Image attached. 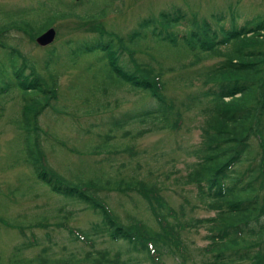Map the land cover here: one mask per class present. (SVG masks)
<instances>
[{"label":"trees","instance_id":"1","mask_svg":"<svg viewBox=\"0 0 264 264\" xmlns=\"http://www.w3.org/2000/svg\"><path fill=\"white\" fill-rule=\"evenodd\" d=\"M82 2L86 1L61 0L60 8L51 3L42 15L27 12V17L21 15L19 18L20 13L12 17L11 22L7 21L5 26L0 25V32L21 27L20 22L23 20L24 28L36 40L37 36L54 26L57 18L76 16L85 24L97 19L98 8L87 13L77 9L78 3ZM34 15L35 20H26ZM214 16L216 15L212 17ZM214 18L222 20L220 15ZM181 23L186 26V30L179 35L173 28ZM139 27L142 29H135L124 38L102 26H89V31L97 32L99 38L80 46L79 50L84 55L80 53L77 58L83 57L81 61L89 57L97 59L104 80L101 82L97 77L86 78L84 85L81 84L85 87L84 94L72 93L70 97L81 99V104L85 106L83 112L90 114L103 108L102 102L96 99L97 93H102L103 90L105 93L109 86L115 84L123 85L129 90L141 91L142 102L139 100V103L142 107L130 109L123 114L119 118L121 120H117L118 123L113 126L114 130L122 128L124 124L152 119L160 120L164 127L177 132L183 121L181 106L187 104L181 102L176 106L166 94L162 71L156 72L152 65L139 63L133 56L131 62L134 66L128 69L125 63H119L118 53H135L137 49L140 50L141 45L146 46L143 43L148 41L144 42L143 39L150 38L149 41L168 45L175 51V59L180 64L189 55L193 56L191 65H196L209 54L220 55L222 59L217 63L187 70L190 76H186L185 72H180L177 76L178 81L184 84L183 87L198 79L203 84L202 87L206 88L187 97L191 103L188 107L201 104L202 109L199 111L205 118L200 126L201 141L190 152L196 160L190 164L186 175L181 179L184 185L192 186L195 191L193 193L192 190L190 194L182 192V197L191 210L204 209L213 214L191 217L182 222L178 218L179 211L170 206L162 196L163 186L157 180L140 179L137 175L118 179L108 176L103 170L114 166L108 157L103 160V166L106 167L96 169L93 176H85V170L80 174L81 177L73 175L68 178L54 171L44 161L38 139L41 131L34 124L33 116L34 111L47 100V92L53 91L52 78L57 77L54 68L52 69L54 64L49 65L50 80L42 78L36 65L30 66L31 74H26L27 65H22L10 72L17 88L24 94L25 108L28 107L18 119L23 133L19 135V156L15 161L17 164L20 161L28 163L32 167L35 182L43 184L49 192L57 194L64 201L84 205L96 216L88 229L77 230L84 233L81 235L86 241L94 239V235H105L112 242H117L118 246L112 253L109 249H101L96 252L88 251L79 258L52 260L41 252L32 259L26 257L21 250L27 245L22 244L13 250L11 263L4 260L1 264H129L140 260L161 264L162 251L185 257L188 249L182 237L179 239L180 234L185 228L195 227L206 230L205 239L208 242L203 247L206 264H264V14H257L241 25L229 28L221 25L216 29L206 18L196 15L189 18L180 9H175L161 12L157 17L143 19L139 22ZM170 49L164 52H169ZM89 65H86L87 70L92 67V64L91 67ZM7 71L9 72L8 69ZM73 86L74 84L71 88ZM86 92L92 94V97H88ZM59 108L61 107H56V110ZM61 109L67 113L65 109ZM130 146L132 145H125L119 149L121 145L102 139L98 144L90 143L87 147L96 152L126 151L131 158L136 151ZM130 160L124 162V166ZM90 166L92 167L91 164ZM101 190H114L125 196H130L129 192L135 193L149 209L151 223L136 216L123 222L113 214L106 203L107 198L98 194ZM62 210L63 208L60 212ZM63 215L64 213L58 214L60 221L56 223L60 222L59 225L67 217ZM29 217L31 218L26 225L9 222L7 227L41 226L42 220L46 219L44 215ZM196 230L198 231L197 228ZM69 235L71 239L78 238L72 230ZM123 254L128 255L127 259L123 258Z\"/></svg>","mask_w":264,"mask_h":264},{"label":"rangeland","instance_id":"2","mask_svg":"<svg viewBox=\"0 0 264 264\" xmlns=\"http://www.w3.org/2000/svg\"><path fill=\"white\" fill-rule=\"evenodd\" d=\"M45 1L46 3H43ZM85 1L78 3L77 9L80 8L87 13L98 8L99 19L85 24L76 16L57 18L53 26L57 36L48 46H40L36 42L24 28L23 20L20 22L21 27L16 26L0 32V264L4 260L11 263V254L16 250V246L22 244L27 245L21 250L26 257L32 259L41 252L46 255V258L50 257L52 260L79 258L88 251L96 252L101 249H109L112 253L118 246L117 242H112L105 235H94V239L87 238V241L79 238L71 239L69 231L72 230L76 234L79 229H88L96 216L84 205L64 201L57 194L49 192L43 184L35 182L32 167L28 163L20 161L17 164L15 161L19 156V135L23 133L18 119L28 110V107L25 108L24 94L17 88L10 72L22 65H27L26 74H31L30 66L36 65L37 72L42 75V78L50 80L49 65L54 64L52 69L54 68L57 77L52 78L54 79L51 85L53 91L47 92V100L45 99L33 113L34 124L41 131L38 139L44 153V161L54 171L68 178L73 175L81 177L80 174L85 170V176H93L96 169L101 170L102 167H106V165L103 166V160L108 157L114 163L113 167L103 170L108 176L118 179V177L137 175L140 179L157 180L158 184L163 186L162 196L170 206L179 211L178 218L182 222L191 217L213 214L204 209L191 210L182 197V192L190 194L192 190L193 193L195 191L192 186L184 185L181 179L186 175L190 164L196 160L190 152L201 141L200 126L205 118V115L199 111L202 109L201 104L192 108L188 107L187 105L191 103L187 97L206 88L202 87L203 84L198 79L183 87L184 84L178 81L177 76L180 72L190 76L187 70L217 63L222 57L209 54L196 65H191L193 56L189 55L182 59L184 63L180 64L175 59L177 58L175 51L168 45L149 41L150 38L143 39L144 42L148 41L143 43L147 47L141 45L140 50L137 49L135 53L127 51L118 53L119 63H125L128 69L134 66L131 62V56H133L139 63L152 65L156 72L162 71L166 94L176 106L181 102L187 104L181 106L183 121L180 129L172 132L170 128L164 127L160 120L152 119L146 122L124 124L122 128L114 130L113 126L121 120L119 118H122L123 114L130 109L142 107L139 103V100L142 102L141 91H132L123 85L115 84L109 86L105 93V90L97 93L96 99L102 102L103 108L97 109L94 113L85 114L82 100L74 99L70 97V94H84L85 87L81 84L84 85L86 78L97 77L101 82L104 78L97 59L89 57L81 61L83 57L77 58V56L80 53L84 55L79 50L80 46L99 38L97 32L89 31L90 25L102 26L108 31L127 38L133 30L142 29L139 27V22L143 19L157 17L161 12L180 9L189 18L193 15L206 18L216 29H219L221 25L229 28L233 22L241 25L257 14H264V0ZM51 3L55 7H61V0H0V25L5 26L7 21L11 22L12 17L20 13L19 18L21 15L26 16L27 12L31 15H42ZM35 15L31 16L30 20H26L29 22L35 20ZM213 15H216L214 17L220 15L222 20L218 21L212 17ZM173 30L182 35L186 26L181 23ZM168 49H170L169 52H164ZM86 61L92 64V67ZM184 64H186L185 67H183ZM86 65L91 68L87 70ZM3 89H6V92H3ZM86 95L92 97L89 92H86ZM149 101L150 99L147 100ZM58 106L65 109L67 113L61 108L56 110ZM102 139L107 141L109 139L121 145L119 149L125 145H132L130 147L136 151V154L129 158L126 151L106 153L88 149V144H98ZM129 159L131 162L124 166V162ZM98 194L107 198V205L123 222H128L132 216H136L151 223L152 216L149 209L140 198L136 197L135 193L129 192L128 194L131 195L125 196L114 190H101ZM61 208L63 212H60ZM67 211L72 213L68 214ZM59 213L61 215L64 213L63 217L67 215L60 225L58 224L60 222L56 223L60 221ZM40 215L46 217L42 220L41 226L7 227L9 222L14 225H26L31 218L29 216ZM205 234L206 230L203 227L185 228L179 238L182 237L188 249L185 257L182 258L180 254L174 252L165 254L162 251L161 264H206L203 247L208 241L205 239ZM123 255V258L127 259L128 255ZM129 264L158 263L140 260L136 263L129 262Z\"/></svg>","mask_w":264,"mask_h":264},{"label":"water","instance_id":"3","mask_svg":"<svg viewBox=\"0 0 264 264\" xmlns=\"http://www.w3.org/2000/svg\"><path fill=\"white\" fill-rule=\"evenodd\" d=\"M56 30L51 27L37 38V42L43 46L50 44L56 37Z\"/></svg>","mask_w":264,"mask_h":264}]
</instances>
